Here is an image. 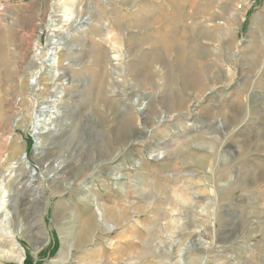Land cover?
I'll return each instance as SVG.
<instances>
[{
    "label": "rangeland",
    "instance_id": "1",
    "mask_svg": "<svg viewBox=\"0 0 264 264\" xmlns=\"http://www.w3.org/2000/svg\"><path fill=\"white\" fill-rule=\"evenodd\" d=\"M255 5L0 0V264H264Z\"/></svg>",
    "mask_w": 264,
    "mask_h": 264
},
{
    "label": "bare ground",
    "instance_id": "2",
    "mask_svg": "<svg viewBox=\"0 0 264 264\" xmlns=\"http://www.w3.org/2000/svg\"><path fill=\"white\" fill-rule=\"evenodd\" d=\"M54 40H51V43L53 42ZM49 55V53L47 54V56ZM38 57V56H35V58ZM50 58V57H49ZM40 59V58H39ZM45 59V58H44ZM41 60V59H40ZM43 61V60H42ZM34 65L35 66H39V69L38 70H33L30 72L31 74V79H35L37 82H36V85L39 86L41 84V82L38 81V78H39V73H40V69H43L44 68V71L47 72L48 69H49V66L46 65L45 63L41 62L40 64L35 60L34 61ZM52 80L50 81H46V85L48 84H53L55 82V78H51ZM58 80V79H57ZM54 81V82H53ZM28 84H30V81L28 80ZM55 84V83H54ZM46 85L42 88L43 90H48L46 89ZM52 87V86H51ZM50 87V88H51ZM41 89V90H42ZM53 105V104H52ZM140 105H144V103H141ZM44 106H41V107H38L35 111V113H37V117H42L45 113V110L43 108ZM34 113V114H35ZM44 118V117H43ZM50 118V117H49ZM52 118V117H51ZM52 122V120H51ZM50 121L48 122V120L46 119H37L35 120V117H34V122L32 124V130H31V133H34L36 139H37V145H40L41 144V135L44 134L45 132H48L51 130V126H50ZM18 127V126H17ZM124 132L125 135H124V138L122 140H120V143L121 144H125L127 141H126V135H130V130L129 128L131 129V127H128V125L124 126ZM127 133V134H126ZM22 162H26V159H25V153L16 161H14L12 164L14 165V169L10 171L9 173V176H8V179H4V181L2 180V178L5 176L4 174L0 173V217H1V221L6 225L9 224L10 220H11V211H10V202H11V194H13L12 192V189H10L7 185V182L8 181H13V183H16L17 180H15L13 177H15L17 175L16 171H17V168L18 167H21V163ZM16 168V169H15ZM113 173V172H112ZM114 174V173H113ZM112 174V175H113ZM19 176V174H18ZM18 178H21V177H18ZM5 182V185L4 188H2L3 186V182ZM18 183V182H17ZM14 187V186H13ZM96 214V213H95ZM115 214V213H114ZM97 216V215H96ZM118 216H121L118 214ZM103 217V216H101ZM119 218V217H118ZM96 219V218H95ZM94 219V220H95ZM101 219V218H100ZM100 219H98L100 221ZM121 219V218H120ZM97 220V221H98ZM96 221V220H95ZM1 222V223H2ZM96 223V222H95ZM91 224V222H90ZM98 224V223H97ZM105 225V224H104ZM93 227V226H92ZM106 228V226H105ZM107 230H110L109 228H106ZM2 234L4 235H8L10 237H14L15 236V233L14 232H11V231H7L5 233L2 232Z\"/></svg>",
    "mask_w": 264,
    "mask_h": 264
},
{
    "label": "built area",
    "instance_id": "3",
    "mask_svg": "<svg viewBox=\"0 0 264 264\" xmlns=\"http://www.w3.org/2000/svg\"><path fill=\"white\" fill-rule=\"evenodd\" d=\"M237 5L240 9L256 7L255 0H237Z\"/></svg>",
    "mask_w": 264,
    "mask_h": 264
}]
</instances>
